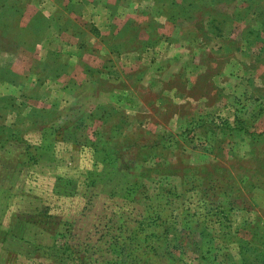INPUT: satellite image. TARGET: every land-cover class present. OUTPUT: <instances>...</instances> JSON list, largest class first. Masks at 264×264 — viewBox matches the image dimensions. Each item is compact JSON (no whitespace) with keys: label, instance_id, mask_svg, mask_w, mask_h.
<instances>
[{"label":"rangeland","instance_id":"374dc122","mask_svg":"<svg viewBox=\"0 0 264 264\" xmlns=\"http://www.w3.org/2000/svg\"><path fill=\"white\" fill-rule=\"evenodd\" d=\"M0 264H264V0H0Z\"/></svg>","mask_w":264,"mask_h":264}]
</instances>
